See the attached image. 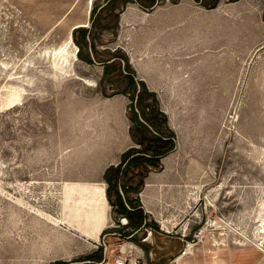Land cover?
<instances>
[{
  "label": "rangeland",
  "instance_id": "obj_1",
  "mask_svg": "<svg viewBox=\"0 0 264 264\" xmlns=\"http://www.w3.org/2000/svg\"><path fill=\"white\" fill-rule=\"evenodd\" d=\"M90 2L0 0V264H264V0Z\"/></svg>",
  "mask_w": 264,
  "mask_h": 264
},
{
  "label": "crops",
  "instance_id": "obj_2",
  "mask_svg": "<svg viewBox=\"0 0 264 264\" xmlns=\"http://www.w3.org/2000/svg\"><path fill=\"white\" fill-rule=\"evenodd\" d=\"M173 245L170 250H167L160 243L153 246L152 251H150L153 262L155 260L165 264L170 261L175 256L174 253L181 250H179L177 243H173ZM216 245L217 243H211V241L205 242L202 249L200 248L193 256L187 257L181 264H256L258 261V254L254 248L227 246L229 248L220 249L217 247L218 249H216ZM205 249H208L209 252H205Z\"/></svg>",
  "mask_w": 264,
  "mask_h": 264
},
{
  "label": "built area",
  "instance_id": "obj_3",
  "mask_svg": "<svg viewBox=\"0 0 264 264\" xmlns=\"http://www.w3.org/2000/svg\"><path fill=\"white\" fill-rule=\"evenodd\" d=\"M197 243L198 242L196 240H192V241L186 240L182 251L180 252L178 257L174 260V262H177L176 260L178 258H184L186 256L193 255L197 250L196 248ZM116 264H128V257L126 255L119 257L116 261Z\"/></svg>",
  "mask_w": 264,
  "mask_h": 264
},
{
  "label": "bare ground",
  "instance_id": "obj_4",
  "mask_svg": "<svg viewBox=\"0 0 264 264\" xmlns=\"http://www.w3.org/2000/svg\"><path fill=\"white\" fill-rule=\"evenodd\" d=\"M91 2H92V0H91ZM91 2H90V6H91ZM72 37H70L69 38V42H67V44H66V46L65 47H61L60 49H58V52H57V54L58 55H60L61 57H63L64 59H66L67 60V54H68V49H67V46H68V44L69 43H71L72 42V39H71ZM57 51V50H56ZM70 55V54H69ZM56 57H57V55H56ZM61 57H59V58H61ZM69 57V56H68ZM57 61V60H56ZM15 95H17V94H15ZM11 97H13V95L11 96ZM18 98H20L19 97V95L18 96H16V99L15 98H13V100L15 101V100H17ZM42 212V211H41ZM44 214V213H43ZM51 216V215H50ZM49 217V216H48ZM57 220V219H56ZM52 221V220H51ZM59 221V220H58ZM57 221V222H58ZM205 235V234H204ZM180 260H182V258H178L176 261H180Z\"/></svg>",
  "mask_w": 264,
  "mask_h": 264
}]
</instances>
